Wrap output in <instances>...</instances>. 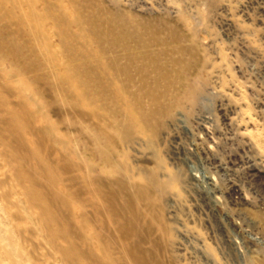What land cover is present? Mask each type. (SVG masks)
<instances>
[{
	"label": "rangeland",
	"instance_id": "374dc122",
	"mask_svg": "<svg viewBox=\"0 0 264 264\" xmlns=\"http://www.w3.org/2000/svg\"><path fill=\"white\" fill-rule=\"evenodd\" d=\"M101 263L264 264V0H0V264Z\"/></svg>",
	"mask_w": 264,
	"mask_h": 264
},
{
	"label": "bare ground",
	"instance_id": "6f19581e",
	"mask_svg": "<svg viewBox=\"0 0 264 264\" xmlns=\"http://www.w3.org/2000/svg\"><path fill=\"white\" fill-rule=\"evenodd\" d=\"M15 121H17V120H15ZM15 121L13 122V124L15 123ZM18 123V122H17ZM19 125V124H18ZM108 258V257H107ZM103 259V258H102ZM103 262V261H102ZM109 262V261H108ZM102 264V263H101Z\"/></svg>",
	"mask_w": 264,
	"mask_h": 264
}]
</instances>
